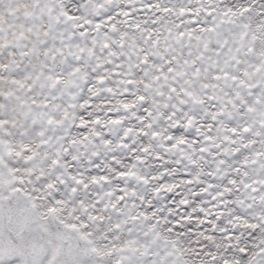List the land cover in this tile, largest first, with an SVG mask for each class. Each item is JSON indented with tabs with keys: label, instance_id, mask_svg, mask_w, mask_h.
Segmentation results:
<instances>
[{
	"label": "snow or ice",
	"instance_id": "obj_1",
	"mask_svg": "<svg viewBox=\"0 0 264 264\" xmlns=\"http://www.w3.org/2000/svg\"><path fill=\"white\" fill-rule=\"evenodd\" d=\"M0 264H264V0H0Z\"/></svg>",
	"mask_w": 264,
	"mask_h": 264
}]
</instances>
